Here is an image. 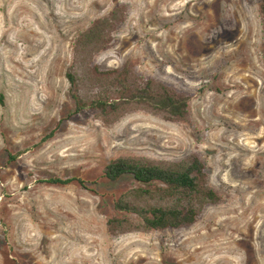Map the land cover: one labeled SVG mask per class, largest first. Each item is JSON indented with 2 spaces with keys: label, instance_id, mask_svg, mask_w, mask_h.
<instances>
[{
  "label": "rangeland",
  "instance_id": "obj_1",
  "mask_svg": "<svg viewBox=\"0 0 264 264\" xmlns=\"http://www.w3.org/2000/svg\"><path fill=\"white\" fill-rule=\"evenodd\" d=\"M118 6L93 62L189 93L185 122L69 116L73 41ZM263 45L259 0H0V264H264ZM191 155L218 203L188 227L108 233L110 194L134 185L99 178L110 159Z\"/></svg>",
  "mask_w": 264,
  "mask_h": 264
},
{
  "label": "trees",
  "instance_id": "obj_2",
  "mask_svg": "<svg viewBox=\"0 0 264 264\" xmlns=\"http://www.w3.org/2000/svg\"><path fill=\"white\" fill-rule=\"evenodd\" d=\"M259 12L264 24V0H259ZM123 15V7L118 6L106 16L93 19L76 35L71 62L65 71L74 104L69 116L88 109L101 122L109 124L135 109L168 121L185 122L191 100L189 93L136 74L129 62L108 69H101L93 62L94 55L112 42V33ZM23 152L10 154L9 160L14 161ZM124 177H129L134 185L118 195L110 194L116 213L106 218L105 225L113 235L188 227L206 205L216 204L220 199L208 182L204 163L196 155L158 162L144 157L118 156L103 166L99 178L116 182ZM44 181L53 185L84 183L78 177H50ZM124 213L131 216H123Z\"/></svg>",
  "mask_w": 264,
  "mask_h": 264
}]
</instances>
